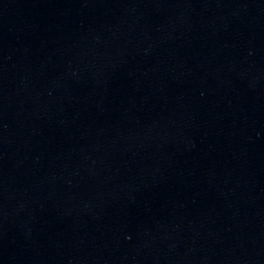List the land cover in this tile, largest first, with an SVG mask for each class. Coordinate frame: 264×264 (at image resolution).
<instances>
[{"label": "water", "instance_id": "1", "mask_svg": "<svg viewBox=\"0 0 264 264\" xmlns=\"http://www.w3.org/2000/svg\"><path fill=\"white\" fill-rule=\"evenodd\" d=\"M0 264H264V0H0Z\"/></svg>", "mask_w": 264, "mask_h": 264}]
</instances>
